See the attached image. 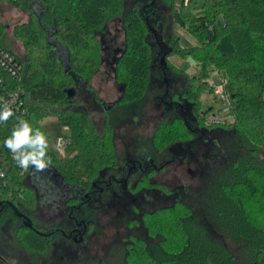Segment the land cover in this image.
Wrapping results in <instances>:
<instances>
[{"label":"trees","instance_id":"trees-1","mask_svg":"<svg viewBox=\"0 0 264 264\" xmlns=\"http://www.w3.org/2000/svg\"><path fill=\"white\" fill-rule=\"evenodd\" d=\"M4 1L29 13V20L16 25L15 33L34 55L30 54L32 59L26 62L6 44L7 25L0 20V45L24 66L21 78L11 83L20 89L25 110L0 123V173L4 170L6 175L0 176V227L14 231L30 249L43 252L50 239L38 229L32 214L41 205H55L57 200L41 201L33 169L19 168L4 141L18 119L29 121L34 129L45 133L43 118L57 114L71 131L69 145L79 148L73 158H65L48 145L52 160L49 167L63 181L83 193L92 179L114 166L117 159L110 125L106 122L101 133L90 113L74 100L80 87L95 94L92 78L103 62V41L97 36L111 17L110 10L117 9L122 0L0 3ZM160 1L171 5L174 16V0ZM154 4V0H134L120 18L124 42L111 60L121 85L119 102H136L153 88L162 89L166 102L165 98L172 95V85L180 79L167 61L173 52L183 50L201 64L195 75L183 72L188 85L180 98L187 105L169 104L183 117L176 120H182L191 135L198 131L201 136L187 141L194 150L187 155L196 163L199 183L187 200L178 199L170 206L145 212L146 235L131 240L124 262L264 264V0H203L199 11L191 1L184 0L178 13L188 32L200 39L199 45L190 48L182 46L181 38L168 31ZM223 36L229 37L232 51L219 49ZM168 50L165 66L162 56ZM215 69L228 79L234 117L230 122L209 123L207 115L214 109L202 108V95L212 93L206 80ZM180 143L172 147L181 150ZM201 145H206V150L200 160ZM84 167L88 176L78 178V169ZM20 263L0 256V264Z\"/></svg>","mask_w":264,"mask_h":264},{"label":"rangeland","instance_id":"rangeland-1","mask_svg":"<svg viewBox=\"0 0 264 264\" xmlns=\"http://www.w3.org/2000/svg\"><path fill=\"white\" fill-rule=\"evenodd\" d=\"M134 0H122L117 9L110 10V18L107 24L98 33L97 39L102 40L103 50L100 69L93 75L92 85L97 90L102 100L113 105L121 96L120 84L116 81L111 60L114 56V50L121 48L124 42V33L120 18L125 10L131 7ZM184 0H174L176 9L172 16L171 5L165 4L160 0H154V7L159 8L165 27L173 31L181 38L182 46L193 47L200 44V39L194 37L188 32L183 20L178 13L182 7ZM191 1L192 5L197 6L199 11L203 0H185ZM36 11L40 10V5L34 2ZM156 10V8H155ZM29 13L20 7L4 1L0 3V20L7 25L5 42L12 47L16 53L26 62L32 59L30 54L34 55L26 46L22 39L17 38L15 26L29 20ZM174 18V19H173ZM222 52H230L233 49L232 43L228 36H223L218 44ZM63 57L66 59V50L61 49ZM167 61L172 66L178 77V81L172 85L170 90L171 96H167L164 100L162 89H149L142 99L127 104L117 103L113 110L108 114L92 104V98L83 95L75 102V105H82L86 109L97 128L102 133L104 131L105 117L108 116L107 123L110 125V133L113 141V148L116 155V163L113 167H109L103 171L108 172L112 169L123 168L130 159H153V162L160 165L161 168H152L144 174H140L132 178L129 182L128 191L131 195L122 198L119 195L114 196V200L108 204H95L99 208L95 209L91 206V202L81 205V199H75L66 202L67 208L58 215V212L51 211L54 207L53 203L41 205L33 211V218L38 225V229L43 232L50 233L48 247L43 252H36L30 249L23 240H20L14 231L10 233H0V254L3 258H9L13 262H21L20 264H125L126 255L125 240H129L130 232H134L139 236L146 235L145 228L136 227L140 225L138 217L140 215L128 214L127 211L139 210V206L143 208L141 211H153L156 207L172 205L178 199L187 200V197L194 191L199 183V177L196 172V163L193 159L188 158L187 151L192 153L191 144L198 137V131L194 133L187 129L182 120H176L182 117L177 109L171 108L172 103H180L187 105L180 96L182 90L187 87L183 72L189 75L199 73L201 64L194 60L191 55H187L183 50L173 52L168 55ZM166 61V63H167ZM225 80L228 91L227 77L215 69L211 76L206 80L212 93H204L202 95V108L206 110L213 108L224 116L225 122L233 120L231 112H226L227 104L220 97L215 85ZM225 90V89H224ZM182 91V92H181ZM177 93V95H176ZM175 121V122H174ZM42 124L45 127V134L48 136V145L53 149V143L59 137L69 139L71 131L63 125L58 119L57 114H49L43 118ZM201 136L198 137V139ZM74 142H76L74 140ZM176 142L180 143L181 150H176L172 145ZM190 143V142H189ZM206 145L199 147L200 156L206 150ZM194 151V150H193ZM59 156L65 158H73L79 152V148L75 145H67L62 151H55ZM1 159V158H0ZM78 178H86V167L78 169ZM103 173L98 178L92 179L85 192L90 193L96 188V182L101 178H106ZM127 171L114 172L118 178L123 180L127 178ZM35 184L41 193V201L48 202L52 200L68 199L80 194V189L67 184L52 168L48 167L45 171L32 174ZM106 193V192H105ZM103 193V194H105ZM176 194H178L176 196ZM176 196V198H174ZM56 204H59V202ZM55 204V205H56ZM61 204L64 202L61 201ZM76 207L70 209L71 205ZM128 210H127V209ZM121 209V211L119 210ZM62 209L61 211H63ZM87 215V240L70 241L59 240L61 232L57 228L62 226L60 222L67 223L63 219L68 214ZM145 215V214H144ZM144 217V216H142ZM91 220V221H89ZM134 239V238H131ZM68 242L64 246L61 242ZM152 244V243H151ZM67 246V248H65ZM154 248V247H153ZM62 256L64 259H62Z\"/></svg>","mask_w":264,"mask_h":264},{"label":"flooded vegetation","instance_id":"flooded-vegetation-1","mask_svg":"<svg viewBox=\"0 0 264 264\" xmlns=\"http://www.w3.org/2000/svg\"><path fill=\"white\" fill-rule=\"evenodd\" d=\"M115 51V50H114ZM115 53V52H114ZM111 63V62H110ZM164 64V63H163ZM166 66V63L164 64ZM93 90L92 91H88L85 87H80L78 92H77V96L74 100V103L78 100L79 97L83 98V95H87L90 96V98H92V104L95 107L100 108L101 110L105 111L107 114L113 110L114 106L118 103L121 104V102H119V99L116 101V103L113 105L112 104H108L106 102H104L102 100V98L99 96L97 90L95 89V87L93 86ZM120 91H121V85H120ZM128 103H125V106ZM80 108H82V105H78ZM108 116L106 115L105 117V123L108 120ZM152 168L155 169H159L161 168L160 165L156 164L155 162H153V159H130L127 160V164L125 167L123 168H116V170L114 172L117 173V171L123 170V171H127V178H125L124 180L122 178H118L117 175L114 174L112 169H109L108 172L103 173V176L106 178H101L100 180H98L96 182V188L91 190L90 193L88 192H81L80 194L74 197H77L79 200L81 199V205L80 208L82 207V205L86 202H91V206L94 207L95 209L99 208L98 206H96L95 204L99 203V204H108L111 201L114 200V196L115 195H119L122 198H126L128 196L131 195V192L128 191V185L129 182L132 181L131 179L134 178L137 175L140 174H144L147 171H150ZM106 192V193H105ZM105 193V194H103ZM178 194H176L177 196ZM176 196H174V198H176ZM58 201V200H57ZM61 201L64 202V204H61ZM59 204L54 205V207L51 209V211H55L58 212V215L61 214V212H64L65 209L67 208L66 206V200L61 199L58 201ZM95 203V204H94ZM76 207V204L74 206L71 205L70 209H73ZM139 210H137L136 208L134 210L131 211H127L128 214H137L140 216L138 217L139 222H141L140 225L135 224L136 227H139V230H141V228H144V224H143V217L145 214V211H141V209L143 208L142 206L138 207ZM62 209H64L63 211H61ZM127 209V208H126ZM121 211V209H119ZM128 210V209H127ZM82 215H73L68 214V217H66L65 219H63L64 221H66L67 223L65 224L64 222H60V227L57 228V231L61 232V238L59 240H70L72 241H84L87 240V221H86V217H88L87 215H83L84 212L81 213ZM91 221V220H89ZM0 233L4 234V233H9L6 231V229H2V227H0ZM43 234H45L47 236V238L50 239L49 234L50 233H46V232H41ZM131 236H129V240H125V248L127 250L128 244L130 242H132L131 240H136V238H142L141 236H139L138 234L134 233V232H130ZM134 238V239H131ZM145 240V239H143ZM66 243V241L61 242V244L64 246ZM70 244V243H68ZM67 245V244H66ZM68 246V245H67ZM67 246L65 248H67ZM71 246H68V248ZM67 248V249H68ZM71 250H73L72 248H69ZM127 252V251H126ZM0 256L2 257V255L0 254ZM62 259H64V257L62 256ZM101 264V263H100Z\"/></svg>","mask_w":264,"mask_h":264},{"label":"clouds","instance_id":"clouds-1","mask_svg":"<svg viewBox=\"0 0 264 264\" xmlns=\"http://www.w3.org/2000/svg\"><path fill=\"white\" fill-rule=\"evenodd\" d=\"M13 115L12 102L0 98V123H6ZM4 147L11 152L12 159L22 170L26 171L31 167L34 173H40L52 163L47 154L46 134L39 128L34 129L25 119H18L11 135L5 139ZM0 176H3V173H0Z\"/></svg>","mask_w":264,"mask_h":264},{"label":"built area","instance_id":"built-area-1","mask_svg":"<svg viewBox=\"0 0 264 264\" xmlns=\"http://www.w3.org/2000/svg\"><path fill=\"white\" fill-rule=\"evenodd\" d=\"M23 68L24 66L21 63L20 59H18L14 54L4 49L0 45V98L12 102L14 115L11 118L16 117L19 114H23L25 111L23 108L24 99L20 95V89L16 88L11 83L12 80L21 78ZM214 86L219 92L220 97L227 104L225 111L226 112L230 111L231 101L225 88V86L227 87L225 80L219 82L218 85L214 84ZM206 119L209 123L225 122L224 116H222L217 112H210L207 115ZM68 144H69V139L59 137L57 140L54 141L53 149L55 151H62ZM1 173H3V176L1 177L6 176L4 170H2Z\"/></svg>","mask_w":264,"mask_h":264},{"label":"water","instance_id":"water-1","mask_svg":"<svg viewBox=\"0 0 264 264\" xmlns=\"http://www.w3.org/2000/svg\"><path fill=\"white\" fill-rule=\"evenodd\" d=\"M170 52V50H168L163 56H162V63H166L165 57L166 55Z\"/></svg>","mask_w":264,"mask_h":264}]
</instances>
